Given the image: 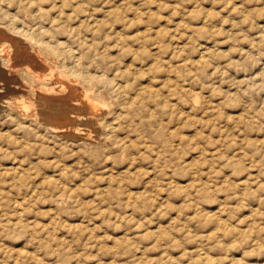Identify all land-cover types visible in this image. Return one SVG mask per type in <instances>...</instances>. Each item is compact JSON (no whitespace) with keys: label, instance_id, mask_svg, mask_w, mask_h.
<instances>
[{"label":"rangeland","instance_id":"rangeland-1","mask_svg":"<svg viewBox=\"0 0 264 264\" xmlns=\"http://www.w3.org/2000/svg\"><path fill=\"white\" fill-rule=\"evenodd\" d=\"M27 70L104 132L9 111ZM3 73L0 264H264V0H0Z\"/></svg>","mask_w":264,"mask_h":264},{"label":"bare ground","instance_id":"bare-ground-1","mask_svg":"<svg viewBox=\"0 0 264 264\" xmlns=\"http://www.w3.org/2000/svg\"><path fill=\"white\" fill-rule=\"evenodd\" d=\"M8 47H10V46H8ZM46 49H47V51H48V53L50 55L53 54V49H51V47L49 48V46H48V48H46ZM8 51H6V53ZM6 53H4V54H6ZM8 55H10V54L7 53L6 54V58H8L7 57ZM32 57H33L32 59L35 60V65L36 66H38V67H42L43 66L45 68L47 67V66H44V64L41 63L39 57H36L35 55L32 56ZM5 60H4V62H5ZM7 62H9V61H7ZM4 64L5 63H3V65ZM7 67H8L7 71L11 75H13V74L18 72V71H15L13 69V66H11V65H8ZM46 69H48V68H46ZM47 71L48 70H46V72ZM33 72L34 71H31V73H30L29 70H27L25 72V77L23 76L21 78V79H23V83L26 82V84L30 88L29 89V93H30L29 96L28 97H18V98H15V99L12 98L9 102H7V103L5 102L6 104L9 103L8 106H7L10 109L9 111H11V112L15 113L16 115H18L20 117H23L25 119L39 121L40 124L42 122L43 123L42 125H44V123H45V125H47V126H49L51 128L57 129V130H63L66 127H68V128L71 127V128L74 129V133H72V134H74V135L76 134V136H75L76 138L77 137H81L85 141L86 140H88V141L92 140L94 138L93 135H95V132L99 133V134L104 132L105 126L102 123V120L100 119V117H103V116H101V111L102 110L99 109L101 111L98 112V110L96 109V107L94 106L93 103L91 104V103H89V101L84 100V98L82 97V90L79 87H74V85L70 86L67 83L63 82V81H61L59 79H56L57 82H55V83L51 82V83H52V85L57 84V87H54L52 89H53V91L60 92L61 93L60 96H58V97L49 96V95H46L44 93H41L40 90H38L40 92H35L33 90L35 87H33V86H34L35 82L40 81V77H38L37 72H35V73H33ZM4 73L1 74L0 81L3 80V78H5ZM48 75L49 74H47V76ZM78 80H79V78H78ZM44 82H45V80H44ZM42 86H43V84H42ZM53 98H56L57 101H59L58 105L57 104L54 105L52 103ZM43 101L46 102V104ZM47 101H48V103H47ZM70 101H72L73 103L71 104ZM72 110L73 111H78V110L84 111L86 113V115L85 114L73 113ZM75 116H77V117H75ZM60 134H64L65 136L68 135V133H65V132H61Z\"/></svg>","mask_w":264,"mask_h":264}]
</instances>
